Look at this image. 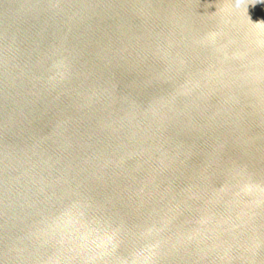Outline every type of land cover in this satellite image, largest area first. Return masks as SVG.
<instances>
[{
	"label": "water",
	"instance_id": "water-1",
	"mask_svg": "<svg viewBox=\"0 0 264 264\" xmlns=\"http://www.w3.org/2000/svg\"><path fill=\"white\" fill-rule=\"evenodd\" d=\"M0 264H264V0H0Z\"/></svg>",
	"mask_w": 264,
	"mask_h": 264
}]
</instances>
